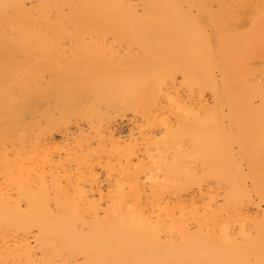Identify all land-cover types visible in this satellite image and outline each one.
Listing matches in <instances>:
<instances>
[{
    "label": "bare ground",
    "instance_id": "6f19581e",
    "mask_svg": "<svg viewBox=\"0 0 264 264\" xmlns=\"http://www.w3.org/2000/svg\"><path fill=\"white\" fill-rule=\"evenodd\" d=\"M0 264H264V0H0Z\"/></svg>",
    "mask_w": 264,
    "mask_h": 264
}]
</instances>
